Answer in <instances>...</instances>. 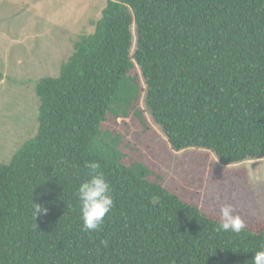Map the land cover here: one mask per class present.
<instances>
[{
	"label": "trees",
	"instance_id": "obj_1",
	"mask_svg": "<svg viewBox=\"0 0 264 264\" xmlns=\"http://www.w3.org/2000/svg\"><path fill=\"white\" fill-rule=\"evenodd\" d=\"M34 93L36 133L0 163V264H253L264 224L216 231L220 219L121 163L103 126H146L141 102L172 151L264 159V0H106ZM89 161L114 198L91 233L76 196ZM33 202L47 213L35 219Z\"/></svg>",
	"mask_w": 264,
	"mask_h": 264
},
{
	"label": "rangeland",
	"instance_id": "obj_2",
	"mask_svg": "<svg viewBox=\"0 0 264 264\" xmlns=\"http://www.w3.org/2000/svg\"><path fill=\"white\" fill-rule=\"evenodd\" d=\"M105 2L0 0V163L36 133L35 83L58 76L74 43L93 31ZM139 108L146 126L112 115L103 126L117 135L121 163L147 168L150 180L218 219L228 203L246 225L264 224V159L224 166L205 149L172 151L141 102Z\"/></svg>",
	"mask_w": 264,
	"mask_h": 264
},
{
	"label": "clouds",
	"instance_id": "obj_3",
	"mask_svg": "<svg viewBox=\"0 0 264 264\" xmlns=\"http://www.w3.org/2000/svg\"><path fill=\"white\" fill-rule=\"evenodd\" d=\"M85 168L88 169V178L80 183L76 196L79 202L82 230L91 233L102 228L106 214L114 206V198L109 182L100 171V164L96 161H89L85 163ZM219 211L220 221L216 231H230L239 234L246 228L243 219L234 214L235 209L232 204L222 205ZM46 213L47 209L33 202L35 219L38 215ZM101 244L107 247L108 241L103 240ZM252 262L253 264H264V246L253 254Z\"/></svg>",
	"mask_w": 264,
	"mask_h": 264
}]
</instances>
